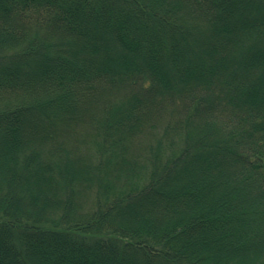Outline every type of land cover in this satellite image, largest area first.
Wrapping results in <instances>:
<instances>
[{"label":"trees","instance_id":"trees-1","mask_svg":"<svg viewBox=\"0 0 264 264\" xmlns=\"http://www.w3.org/2000/svg\"><path fill=\"white\" fill-rule=\"evenodd\" d=\"M0 264H264V0H0Z\"/></svg>","mask_w":264,"mask_h":264}]
</instances>
